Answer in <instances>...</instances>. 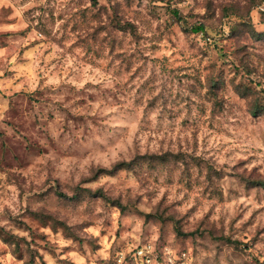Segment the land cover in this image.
<instances>
[{"label": "rangeland", "instance_id": "rangeland-1", "mask_svg": "<svg viewBox=\"0 0 264 264\" xmlns=\"http://www.w3.org/2000/svg\"><path fill=\"white\" fill-rule=\"evenodd\" d=\"M28 2L13 0L11 5L0 6V28L6 29L0 31V49L8 50L7 60L0 58V68L4 69L0 77V104L7 101L5 119L0 121V171L7 170L10 180L22 186L21 200L27 197L23 212L14 214L6 209V215L0 217V221H7L0 223V241L8 245L5 251H0V256L11 253L15 261H24V264H37V260L47 264L43 255L46 253L56 264H75L73 259L63 257L71 251L87 255V247L92 259L86 264H115V260L105 261L97 255L103 250L102 241L82 234L83 226H91L89 221L69 227L65 216L53 208L50 194L66 200L70 197L61 187H73L56 172L66 167L70 174L82 173L86 157L81 155V141L87 142L93 124L97 128L105 127L103 118L87 114L90 104L98 97L118 98L100 84L89 82L77 88L72 79L77 77L83 81L85 66L92 64L105 70L114 69L118 74L126 73L124 87L135 88L145 66L159 63L171 78L169 82L174 80L181 88L188 82L189 95L170 92L166 97L154 96L149 101V106L154 108L162 100L161 106L172 122L169 124L172 136L162 141L171 145V151L165 148L163 155L141 152L134 159L175 161L159 170L151 164L145 168L152 175L164 177V185L169 190L159 199L157 191L152 189L142 195L129 192L127 200L106 188H85L82 182L73 190L95 196L90 206L96 211L101 207L106 210L114 205L119 207L122 218L120 229L115 233L117 240L125 229L132 231L136 227L137 217H143L144 236L150 237L153 228L159 230L158 250L159 245H166L173 238L185 251L189 245L207 241L216 248V264L221 255L227 264H264V260L253 255L257 244L264 246V226H261L264 207L241 204L231 211L225 207L217 213L219 204H230L233 199H251L255 204H264V188L258 185L264 183V173L259 168L249 172L245 167L256 157L238 159L231 169L228 164L217 165L213 157L214 145L220 147V137L231 138L234 131L244 127L240 120L245 113L253 119L264 114V72L260 70L264 66V28L247 16L243 0H193L186 11L174 6V0H160L165 5L163 8L156 0H148L147 4L145 0H87L88 6H85L86 0H68L66 4L63 0H47V6L25 8ZM184 2L175 0V4ZM201 6L206 9L204 15L195 11ZM37 12L40 15H35ZM154 20L160 21L155 28L158 35L149 37L146 33L152 30ZM21 21L28 26L20 27ZM60 21L63 23L57 29ZM198 27L202 30L196 31ZM164 39L171 46L169 51L176 50L172 55L183 58L179 66L167 55L153 59L140 51V45L148 42L153 51L162 52L164 49L159 43ZM29 51L39 61L31 76L27 71L20 74L32 63L24 58ZM12 54L16 55V71ZM138 56L144 66L133 71ZM72 60L78 63L69 67L68 62ZM104 60L106 64L99 63ZM201 70L208 74L202 77ZM254 74L260 79H252ZM52 77L64 82L49 84ZM153 84L154 77H150L140 84L138 92L152 88ZM194 112L199 119L194 117ZM237 113L240 120H236ZM177 127L183 130L179 139ZM238 151L239 148L233 149ZM121 167L129 165L124 162ZM241 168L243 172L239 171ZM225 177L232 181L226 188ZM93 178L85 176L84 180ZM181 194L183 198L177 199ZM45 196L49 199L45 200ZM145 197L153 208L150 213L136 207ZM216 197L218 203L205 211L207 201ZM132 210L136 215H126ZM105 226L110 228L111 224L106 220ZM45 227L51 228L53 237L63 230L64 238L71 239L74 247L60 248L58 243L53 244L52 238L40 231ZM16 230L29 232L32 239L20 237ZM123 247H116V251H122ZM130 255L125 264H130ZM260 255L264 256V252Z\"/></svg>", "mask_w": 264, "mask_h": 264}, {"label": "clouds", "instance_id": "clouds-1", "mask_svg": "<svg viewBox=\"0 0 264 264\" xmlns=\"http://www.w3.org/2000/svg\"><path fill=\"white\" fill-rule=\"evenodd\" d=\"M13 0H0V6L11 5ZM68 0H63V4H66ZM157 5L163 8L165 5L160 3V0H156ZM18 3V0H17ZM148 0H145V4ZM193 0H185L182 4H175L174 6L181 8L182 10H188L192 5ZM245 4L244 11L247 16L251 18L252 22L264 28V24L261 21L264 20V0H243ZM63 4L61 6H63ZM40 5L47 6V0H29L25 8L38 7ZM87 5V0L85 3ZM195 11L204 15L206 9L204 7L196 8ZM35 15H40L39 12ZM62 21L57 23V29H59ZM160 24L159 20L152 21V30L146 33L147 36H157L155 28ZM28 24L21 21L20 27H27ZM6 30L0 28V31ZM227 32L228 29H225ZM245 35H248L245 33ZM131 35L128 36V41L131 42ZM152 43H156L153 41ZM43 47V46H42ZM135 48V45L132 46ZM159 47L164 51L156 52L152 50V44L145 42L140 45V51L144 55L155 59L156 57H162L167 55L173 62L179 66L182 64L183 58L172 55L173 51H169L170 45L167 43V39H164L159 43ZM7 49H0V58L7 60ZM190 55V54H189ZM244 55L243 53L241 54ZM25 59L31 60L32 63L28 69L20 72L24 74L25 71L31 76L35 73L38 67V58L32 51L26 52ZM111 59V58H108ZM13 70H18L15 66L16 55L12 54ZM73 63H78L76 60L68 62V66L71 67ZM99 63H107L104 60ZM119 63V61H117ZM259 65L260 62L257 61ZM144 66V61L139 56L134 64L133 71L136 68ZM261 72H264V66H261ZM202 72V77L208 73ZM4 69L0 68V77L3 76ZM47 75V73H45ZM150 77H154L153 87L146 91H139L140 84L145 80H149ZM127 74H118L114 69L105 70L101 67H94L92 64L85 66V76L83 81H79L77 77H73L72 82L75 83L77 88H83L86 83L100 84L106 89H110L113 93L117 94L118 98L112 96L98 97L94 104H90L87 114L92 117L103 118V124L105 127L97 128L95 124L92 125V129L87 136V142L81 141L83 145L82 156H85L84 170L82 173L69 172L66 167H60L56 172V175L62 179L65 183L72 185V188L65 189L61 187L62 191H66L69 199L61 200L56 197L54 193L50 195L53 198L54 210L65 216V222L69 227H73L74 223H82L83 221H89L91 226H83L82 234L89 238H98L103 242V250L97 255L105 261L115 260V264H125V259L129 253L136 250L135 257L137 264H158L157 260V247L160 240L159 230L156 228L151 229L150 237L143 235L144 218L137 217L136 227L132 231L125 229L124 233L120 236L119 240L116 239L115 233L120 229L121 210L118 206H112L106 210L105 207H101L99 211L90 206V202L96 199L95 196H89L86 192L77 193L73 189L77 183H83V187L91 188L93 190L106 188L109 191L115 193L117 196L123 195L125 200L128 199V193L143 194L149 189L157 191V199L162 196L169 189L164 185V177L156 176L148 173L145 168L146 165L151 164L158 170L165 168L175 161H159L143 159L135 160L134 156L143 152L145 155L151 153L164 154L165 148L171 151V145H165L162 141L168 140L172 136V132L169 130V121L167 114H165L162 108V100L156 104L154 108L149 106V101L154 96H167L170 92L181 96H188L189 93L186 90L187 83L185 82L184 88H181L174 80L170 81V77L167 73L162 71L159 63H148L145 66L144 72L141 77L137 79L136 87L128 88L124 87L126 83ZM252 79L259 80V75H253ZM34 79V76H33ZM61 78L52 77L49 78V84H60ZM2 83V81H0ZM33 91L35 90V84L33 83ZM195 99V98H194ZM239 99V98H237ZM241 104L245 103L243 101ZM7 101L0 104V121L5 119L4 112L6 111ZM208 110H211L209 105ZM194 117L199 119L198 113H193ZM236 120H240L239 113L236 114ZM243 124V128L239 131H234L231 138L220 137L218 143L220 147H216V152L213 153V157L216 160L217 165L228 164L229 169L236 163L238 159L247 160L248 157L253 156L256 159L246 164L245 167L251 172L253 168H259L260 172L264 173V114L258 115L255 119L251 114L245 113L243 120H240ZM235 123V121H234ZM163 127V131L161 128ZM246 129V130H245ZM183 130L179 127L176 128V137L182 135ZM226 145V147H225ZM234 148H239L238 152H233ZM178 150V149H177ZM233 152L232 155L228 153ZM124 162H127L129 167H120ZM182 166V165H181ZM97 169H104L105 171H97ZM243 172V168L239 170ZM94 177L90 180H84V177ZM159 180V183H153V181ZM232 181L228 177L224 178L225 188ZM238 182V181H237ZM209 181H205L208 184ZM215 186L216 180L213 177L212 181ZM175 185L173 191H175ZM22 186L18 185L15 181L10 180L7 170L0 171V217L6 215V209H10L14 214H19L24 211V205L27 197L24 200L20 199ZM71 197H76L72 199ZM182 199L181 196L176 197ZM49 197L45 196V200ZM213 203H218V197L213 200L207 201L205 211ZM241 204L247 207L252 204L254 208L264 207V204H255L251 199H233L230 204H219L217 207V213L219 214L222 209L227 207L230 211L238 208ZM190 206L189 205H186ZM136 207L140 208L146 213L153 211L151 205H149L147 198L144 202L137 204ZM126 215H136L132 210ZM203 215V213L201 214ZM68 217H75V221ZM220 216L217 215L216 219ZM111 224L110 228L105 226V221ZM264 220V216L261 217ZM0 223H7V221H0ZM149 223H152L149 221ZM260 224V221H257ZM264 226V225H261ZM73 230H76L73 228ZM52 238L53 244H59L60 248L74 247L71 239H65L63 230H60L59 235L53 237L50 227L40 229ZM107 235H102V233ZM16 234L25 239L31 240L32 237L27 231L16 230ZM243 238V237H242ZM247 239H251V235ZM247 242V241H246ZM115 245V247H114ZM123 247L122 251H116V247ZM226 247V246H224ZM8 245L0 241V251H5ZM160 253H162L163 264H216L217 251L215 246H212L210 242L205 241L202 245H189L187 250L181 249V246L173 238L169 240L166 245H159ZM59 251V249H58ZM87 255H81L79 251H71L67 253L64 259H73L75 264H86V261L92 259L90 250L85 247ZM264 252V246L259 244L253 249V255L257 258L264 260V256L260 253ZM47 264H56V260L51 255L43 254ZM249 260L251 257L248 258ZM0 264H24V261H15L11 253L0 256ZM37 264H40L37 260ZM219 264H227L223 255L219 257Z\"/></svg>", "mask_w": 264, "mask_h": 264}, {"label": "built area", "instance_id": "built-area-1", "mask_svg": "<svg viewBox=\"0 0 264 264\" xmlns=\"http://www.w3.org/2000/svg\"><path fill=\"white\" fill-rule=\"evenodd\" d=\"M135 252H136V250H133V252H131V255L129 257V263L130 264H137L136 259H134ZM157 260H158V264H163V257H162V253H160V249L159 250L157 249Z\"/></svg>", "mask_w": 264, "mask_h": 264}, {"label": "trees", "instance_id": "trees-1", "mask_svg": "<svg viewBox=\"0 0 264 264\" xmlns=\"http://www.w3.org/2000/svg\"><path fill=\"white\" fill-rule=\"evenodd\" d=\"M202 30V28L201 27H198L197 29H196V31H201ZM122 165H120V167H121ZM258 185H260V186H262L263 188H264V183H258Z\"/></svg>", "mask_w": 264, "mask_h": 264}]
</instances>
